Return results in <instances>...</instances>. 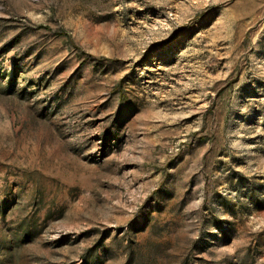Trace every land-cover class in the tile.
Segmentation results:
<instances>
[{
    "label": "rangeland",
    "instance_id": "374dc122",
    "mask_svg": "<svg viewBox=\"0 0 264 264\" xmlns=\"http://www.w3.org/2000/svg\"><path fill=\"white\" fill-rule=\"evenodd\" d=\"M0 264H264V0H0Z\"/></svg>",
    "mask_w": 264,
    "mask_h": 264
},
{
    "label": "trees",
    "instance_id": "16d2710c",
    "mask_svg": "<svg viewBox=\"0 0 264 264\" xmlns=\"http://www.w3.org/2000/svg\"><path fill=\"white\" fill-rule=\"evenodd\" d=\"M60 36H63V34H60Z\"/></svg>",
    "mask_w": 264,
    "mask_h": 264
}]
</instances>
